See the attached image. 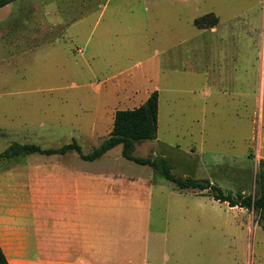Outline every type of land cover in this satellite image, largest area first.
<instances>
[{
	"label": "rangeland",
	"instance_id": "374dc122",
	"mask_svg": "<svg viewBox=\"0 0 264 264\" xmlns=\"http://www.w3.org/2000/svg\"><path fill=\"white\" fill-rule=\"evenodd\" d=\"M147 1L72 0V25L54 46L18 57L0 52V150L15 141L50 148L76 139L88 153L109 135L116 110L143 104L148 89L162 86L157 137L137 142L133 154L165 158L176 175L233 194L254 192L264 159V0H163L145 10ZM210 12L219 31L201 34L193 20ZM166 45L167 55L155 52ZM61 159L164 179L200 223L212 224L189 238L199 263L264 264L257 211L181 189L125 158L121 145L94 161L77 151L0 158V237L12 264H24L19 251L33 256L23 247L32 240L33 168ZM158 222L151 217L152 226Z\"/></svg>",
	"mask_w": 264,
	"mask_h": 264
},
{
	"label": "crops",
	"instance_id": "0c3cea01",
	"mask_svg": "<svg viewBox=\"0 0 264 264\" xmlns=\"http://www.w3.org/2000/svg\"><path fill=\"white\" fill-rule=\"evenodd\" d=\"M71 2L14 0L1 7L0 52L18 57L40 53L42 49L54 46L62 35L66 36L65 32L72 25ZM145 3L148 5L145 10H149L150 7H161L164 1L148 0ZM77 17H83V12H79ZM219 22L210 27H198L193 20L201 34L209 32L212 35L218 33ZM45 26L47 32L44 31ZM59 30L61 32L57 34ZM180 41L174 48L180 46ZM169 50L166 45L162 50L155 49V52L167 55ZM163 70L161 65L160 72ZM213 82L212 77V86ZM158 88L160 113L165 87ZM152 89L147 90L142 103L148 99ZM103 168L92 170L67 159L35 165L32 171V240L31 244L27 240L23 246L31 247L33 256L27 251H19L18 254L23 256L21 262L201 264L197 261L200 250L189 238L192 234L201 236L202 232H207L205 224H209V219L204 224L200 223L198 210L187 207L184 195L173 191L172 185L164 179L154 175L128 176L114 168ZM156 215L159 222L152 226L151 217ZM209 227L211 231L212 224ZM0 244L12 264L11 260L15 259L6 251L1 237Z\"/></svg>",
	"mask_w": 264,
	"mask_h": 264
},
{
	"label": "trees",
	"instance_id": "16d2710c",
	"mask_svg": "<svg viewBox=\"0 0 264 264\" xmlns=\"http://www.w3.org/2000/svg\"><path fill=\"white\" fill-rule=\"evenodd\" d=\"M14 0H0V8ZM218 16L214 13H207L194 19L198 27H210L218 23ZM159 122V91L153 90L148 99L138 107L118 109L115 112L113 128L102 143L94 147L90 152L83 151L81 144L76 140L66 143L60 147L43 148L35 143L12 142L3 151L0 150V158H19L31 153L65 154L70 151H77L81 158L94 161L101 158L110 149L121 145L122 155L134 162L149 165L159 171L167 180L174 183L181 189L198 188L208 190L209 195L215 200L228 202L232 207L240 206L259 213V222L263 224L264 219V159L260 160V167L255 174V190L251 193L239 191L233 194L221 186L203 182L192 177H181L172 171L170 163L165 159H152L150 157H138L133 154L137 142L146 139H155L158 132ZM0 264H11L0 244Z\"/></svg>",
	"mask_w": 264,
	"mask_h": 264
}]
</instances>
